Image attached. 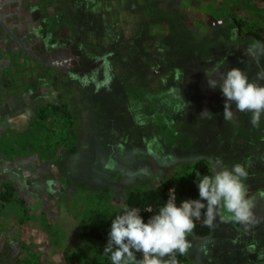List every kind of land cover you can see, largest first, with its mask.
Here are the masks:
<instances>
[{"label": "rangeland", "instance_id": "obj_1", "mask_svg": "<svg viewBox=\"0 0 264 264\" xmlns=\"http://www.w3.org/2000/svg\"><path fill=\"white\" fill-rule=\"evenodd\" d=\"M0 20L34 55L0 24V264H111L82 228L198 159L246 168L258 222L217 217L190 258L264 264V115L225 120L207 82L264 74V0H0Z\"/></svg>", "mask_w": 264, "mask_h": 264}, {"label": "clouds", "instance_id": "obj_2", "mask_svg": "<svg viewBox=\"0 0 264 264\" xmlns=\"http://www.w3.org/2000/svg\"><path fill=\"white\" fill-rule=\"evenodd\" d=\"M264 74L250 79L238 67L230 68L221 80L209 79L208 86L219 88L224 97V119L233 117L232 105L238 112L251 113V123L258 126L264 115ZM212 113L204 109L200 114ZM211 175H197L198 199L176 203L171 190L165 204L147 222L138 207H125L123 214L112 220L109 238L103 252L110 254L111 264H179L177 253L186 255L191 247L188 235L195 221L204 215V223L213 226L217 217L248 226L257 223L255 199L249 195L246 168L240 163L231 168L212 169ZM146 211L151 212L148 208ZM136 253H142L137 260ZM169 257V259H165Z\"/></svg>", "mask_w": 264, "mask_h": 264}, {"label": "trees", "instance_id": "obj_3", "mask_svg": "<svg viewBox=\"0 0 264 264\" xmlns=\"http://www.w3.org/2000/svg\"><path fill=\"white\" fill-rule=\"evenodd\" d=\"M254 38L264 42V36L258 33L251 34ZM193 171L189 175H173L160 181L157 185L145 189H135L128 192L125 203L121 207L115 209L107 220L99 225H86L82 228V234L93 239H102L109 236L112 220L117 215L123 214L125 207L133 208L138 207L141 209V216L147 222V219L156 214L160 207H162L169 197L171 190L175 191L176 203L179 206L180 202L185 199H198L199 190L197 186V175L208 174L211 175L210 168L204 159H198L193 163ZM151 208L152 211L148 212L146 209ZM204 215L199 220L195 221V228L188 235L187 239L190 242V249L186 255H179L177 253V260L179 264H195L190 258L189 253L193 247L194 237H205L211 232V226L204 223ZM137 260L142 259V253H136ZM169 259V257H165Z\"/></svg>", "mask_w": 264, "mask_h": 264}, {"label": "water", "instance_id": "obj_4", "mask_svg": "<svg viewBox=\"0 0 264 264\" xmlns=\"http://www.w3.org/2000/svg\"><path fill=\"white\" fill-rule=\"evenodd\" d=\"M0 24L3 26V28L5 29V31H6L8 34H10L11 37L14 38V39L20 44V46L22 47L23 50H25V51H27V52H30V54H31L32 56H34L33 53H32L29 49H27L26 47H24L23 43L21 42V39H20L19 37H16V36L11 32L10 28L7 27V26L4 24L3 21L0 20Z\"/></svg>", "mask_w": 264, "mask_h": 264}]
</instances>
